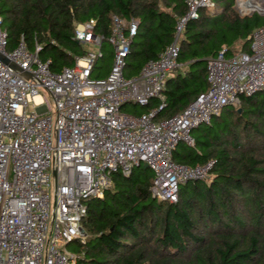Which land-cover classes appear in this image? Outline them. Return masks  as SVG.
Returning <instances> with one entry per match:
<instances>
[{
    "label": "built area",
    "instance_id": "2783aa9c",
    "mask_svg": "<svg viewBox=\"0 0 264 264\" xmlns=\"http://www.w3.org/2000/svg\"><path fill=\"white\" fill-rule=\"evenodd\" d=\"M260 1L255 4L264 13ZM185 5L173 42L133 78L123 70L136 19L111 16L112 66L105 79L94 80L103 37L94 33L93 20L75 24L74 38L98 53L85 49L72 67L53 73L50 60L38 56L41 47L30 52L22 37L7 50L0 18V54L21 70L0 60V264H75L67 246L83 240L86 202L103 197L114 173L128 176L146 164L154 175L152 197L171 204L181 185L210 181L212 161L189 167L173 162L172 151L180 142L192 147V130L209 125L224 107H237L241 95L264 93V26L253 30L249 53L228 55L220 48L206 67L208 90L179 114L156 121L167 78L182 72L178 40L184 26L200 9L213 8L211 0H185ZM38 88L48 92L55 113L39 115L48 109ZM153 98L160 104L148 113L122 112L128 104L146 106Z\"/></svg>",
    "mask_w": 264,
    "mask_h": 264
},
{
    "label": "trees",
    "instance_id": "16d2710c",
    "mask_svg": "<svg viewBox=\"0 0 264 264\" xmlns=\"http://www.w3.org/2000/svg\"><path fill=\"white\" fill-rule=\"evenodd\" d=\"M211 2L213 8L200 9L179 36L183 72L167 78L156 121L179 114L208 90L206 67L220 48L249 53L253 30L264 26L259 14L240 17L234 0ZM185 13V0H0L7 50L22 37L30 52L41 47L38 56L50 60L53 73L85 53L75 24L93 20L94 33L106 40L116 15L138 21L123 70L126 78L136 77L173 42ZM239 100L193 129L192 147L180 142L172 151L177 164L213 162L210 181L181 185L176 203L152 197L154 175L144 164L128 176L112 174L103 197L86 202L85 237L68 245L75 264H264V93ZM159 104L153 98L140 107L148 113Z\"/></svg>",
    "mask_w": 264,
    "mask_h": 264
},
{
    "label": "rangeland",
    "instance_id": "374dc122",
    "mask_svg": "<svg viewBox=\"0 0 264 264\" xmlns=\"http://www.w3.org/2000/svg\"><path fill=\"white\" fill-rule=\"evenodd\" d=\"M239 1L240 0H237V2H236V0H234V7H235L236 11L239 13L240 16L242 15V16L245 17V16H249V15H252V14H258V13L261 16H264V13L259 12L258 10H260V8L258 7L257 4H255V3L261 4L262 2L260 0H242L244 2L245 1H251L254 6L258 7V9H254V10L252 8L249 9V10H245L246 8L244 9V7L239 6ZM244 12H250L251 14H246ZM84 49H88L89 51H93L96 54L99 51L97 47L92 48L90 46H84ZM100 51L103 54V58H101V59L97 58L95 60V65H94V68H93V71H92V74H91V78L94 79V80L105 79L107 77L110 69H111V66H112L113 49L110 46V44L108 42V39L103 40ZM182 70H183V68H182ZM37 92L39 93L40 97L44 100L45 105H46V107L48 109V112L43 111L39 115L40 116H44V115H50L52 113H55V108H54L53 103L51 102V97L49 96L48 92L45 91L43 88H38ZM122 112L126 113V114L135 113L136 115H141V114L146 113V110L143 107H140V106H137V105L136 106H132L131 104H129V105H126L122 109ZM73 247H74L73 245H70V246L67 247V249L70 251V250H72Z\"/></svg>",
    "mask_w": 264,
    "mask_h": 264
},
{
    "label": "water",
    "instance_id": "95a60500",
    "mask_svg": "<svg viewBox=\"0 0 264 264\" xmlns=\"http://www.w3.org/2000/svg\"><path fill=\"white\" fill-rule=\"evenodd\" d=\"M0 60L7 64L9 66V68H11L13 71H16V72H21L20 68L17 67L16 65L12 64L9 59L7 57H5L4 55H1L0 54ZM28 79L30 78V75L29 74H26V73H23ZM144 168H147V165L144 164L143 165ZM80 233L82 234L83 237H85V231L83 230V228H80Z\"/></svg>",
    "mask_w": 264,
    "mask_h": 264
},
{
    "label": "bare ground",
    "instance_id": "6f19581e",
    "mask_svg": "<svg viewBox=\"0 0 264 264\" xmlns=\"http://www.w3.org/2000/svg\"><path fill=\"white\" fill-rule=\"evenodd\" d=\"M239 6L244 7V9L246 8L245 10H249L251 8L253 10L254 9H258V7L257 6H254L251 1H245L244 2V1L240 0L239 1ZM35 100L38 101V98H35Z\"/></svg>",
    "mask_w": 264,
    "mask_h": 264
},
{
    "label": "crops",
    "instance_id": "0c3cea01",
    "mask_svg": "<svg viewBox=\"0 0 264 264\" xmlns=\"http://www.w3.org/2000/svg\"><path fill=\"white\" fill-rule=\"evenodd\" d=\"M182 72H183V70H182Z\"/></svg>",
    "mask_w": 264,
    "mask_h": 264
}]
</instances>
